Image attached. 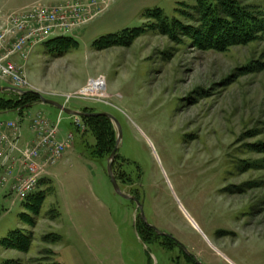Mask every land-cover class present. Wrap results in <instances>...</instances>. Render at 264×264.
<instances>
[{"label": "rangeland", "instance_id": "obj_1", "mask_svg": "<svg viewBox=\"0 0 264 264\" xmlns=\"http://www.w3.org/2000/svg\"><path fill=\"white\" fill-rule=\"evenodd\" d=\"M231 1L258 27L246 42L214 51L195 42L201 25L194 0H0V57L47 27L32 18L39 12L57 15V32L88 21L31 41L10 59L28 83L23 91L111 115L121 129L118 186L138 193L146 221L198 263L264 264V1ZM157 10L181 26L161 31ZM140 27L144 34L127 47L93 45ZM101 80L102 94L88 90ZM13 85L0 77V88ZM17 119L19 150L27 152L2 177L14 170L18 183L28 165L46 171L24 199L0 181V264H188L172 240H140L133 206L114 193L105 153L93 148L81 117L42 103L22 117L0 113V154ZM16 230L32 235L27 252L1 244Z\"/></svg>", "mask_w": 264, "mask_h": 264}, {"label": "trees", "instance_id": "obj_2", "mask_svg": "<svg viewBox=\"0 0 264 264\" xmlns=\"http://www.w3.org/2000/svg\"><path fill=\"white\" fill-rule=\"evenodd\" d=\"M194 2V12L198 15V20L201 25L200 28L197 29L194 39L198 46L206 50L222 51L234 42H246L253 31V26L256 25V20L252 19L251 21L253 15L250 12L243 10L244 8L238 7L237 4L231 0H194ZM160 13L161 11L157 10L156 16L158 17V21L164 25L162 26L161 31L172 34L176 31V28L181 26L176 21H168V19L164 16L162 17ZM142 34H144V30H142L141 27L126 29L119 34L104 36L95 41L93 45L97 49H105L113 46L127 47ZM64 40L68 39H55L51 42H59L62 44L66 43ZM40 99L41 96L35 92H26L23 95H17L11 92H1L0 113L15 112L19 117H22L27 109L40 103ZM83 113H88V111L85 110ZM91 113L93 112H89L88 114ZM82 120L88 126L92 137H94L95 145L93 148L97 150L98 154L105 153L103 160L106 162L114 150L117 136L111 121L104 116H85L82 117ZM117 158L118 154L116 156V159ZM113 173L116 180H119L115 174L114 166ZM40 195L42 197H40ZM43 197L44 195L40 193L36 195L34 201L37 202L38 207L43 201ZM37 212L38 210H34V214ZM21 221L27 222L31 227L33 226L32 219L25 215L21 216ZM137 226L135 227V230L138 231L139 229ZM31 237L32 235L29 233H25L22 230H16L10 234L8 239L3 240L1 244L6 248H11L20 252H27L29 250ZM138 237L144 244H152V239H147L146 236H140V234ZM47 238H45V240ZM57 238L58 237H56V240ZM185 259L188 264H196L188 257H185Z\"/></svg>", "mask_w": 264, "mask_h": 264}, {"label": "built area", "instance_id": "obj_3", "mask_svg": "<svg viewBox=\"0 0 264 264\" xmlns=\"http://www.w3.org/2000/svg\"><path fill=\"white\" fill-rule=\"evenodd\" d=\"M107 0H100V2L104 3ZM84 10V9H81ZM80 10V11H81ZM34 20H37L39 23H41L43 20H47L48 25L45 28H39L37 29L33 34L28 36L26 38V41L28 42L27 44H24L21 49H18L14 52H11L10 54H6L2 57H0V77L1 78H8L10 79L14 85L13 88L18 89V90H25L27 89L28 83L22 78L21 75H19L16 71H14V68L10 64V59L12 57L18 56L20 53H22L26 47H29V43L31 41H38V39H44V38H50V37H60L63 36L67 33H71L75 30L80 29L83 27L85 22L88 21H83V23L80 24H75V26H71L66 29H62V31L57 32L54 31L53 24L56 23L57 21V15L55 14H48L45 13V11L39 12L36 15H33L32 17ZM61 25L59 26V28ZM102 81V80H101ZM97 81L95 83H92L91 87L88 89L89 91H96V93H100L103 90H105V83L104 81ZM87 91V90H86ZM73 96H68L66 97L67 99L72 98ZM95 99L96 101L100 100L99 97L97 98H91ZM11 126L13 128V134L11 136V139L8 143V146L5 148V150L0 154V181H5V184H11L12 188H18V193L20 194V198L24 199L26 198L31 192H33L35 186L40 180V176L45 174L46 168L41 167V168H36L33 165H28L26 167L24 176L21 180H19L18 183H16V179H12L15 171L11 170L10 175L7 179L2 177V172L3 170L7 169L10 161L12 158L16 155L21 156L22 158L24 157V153L27 152V150H24L21 152L19 150V141L21 139V129H20V122L19 119L16 121H11ZM55 130V129H54ZM13 169V168H12ZM14 182H13V181Z\"/></svg>", "mask_w": 264, "mask_h": 264}, {"label": "water", "instance_id": "obj_4", "mask_svg": "<svg viewBox=\"0 0 264 264\" xmlns=\"http://www.w3.org/2000/svg\"><path fill=\"white\" fill-rule=\"evenodd\" d=\"M0 92H11L13 94H17V95H23L26 93V91H21V90H18V89H15V88H12V87H4V88H0ZM40 103L42 104H45V105H48V106H51V107H54L56 108L57 110H59L60 112L68 115V116H71V117H85V116H89V117H96V116H104L106 118H108L112 123L113 125L115 126L116 128V131H117V137H116V141H115V146H114V150L112 151L111 155L109 156L108 160H107V164H106V173H107V176L111 182V185H112V188H113V191L114 193L123 198V199H128V200H133L136 204H138V202L132 198V197H129V196H126L120 189V187L118 186L117 184V181L115 179V176H114V173H113V163L116 159V156H117V150H118V145H119V142L121 140V129H120V126L119 124L117 123V121L109 114L107 113H91V114H88V113H83V112H80V111H74V110H70L66 107H64L63 105L59 104V103H56L54 101H51V100H48L44 97L41 96V99H40ZM139 209H140V212H141V217H142V220L145 224H147L148 226H150L145 217H144V214H143V210H142V206L139 205ZM151 228H153L158 234L160 235H165L163 233H160L156 228H154L153 226H150ZM184 252L189 255V253L186 251V249H184ZM200 264V263H198Z\"/></svg>", "mask_w": 264, "mask_h": 264}, {"label": "flooded vegetation", "instance_id": "obj_5", "mask_svg": "<svg viewBox=\"0 0 264 264\" xmlns=\"http://www.w3.org/2000/svg\"><path fill=\"white\" fill-rule=\"evenodd\" d=\"M121 188L122 190L124 191V194L126 196H129V197H132L134 198L138 204H136L133 200H128V199H124L128 202H130L133 206V210L135 211V223H134V229L135 227L137 226L138 227V231L135 230L136 234L140 236L141 235H144L146 237H150L152 239H162V241H168V240H172V244H173V248L176 249L182 256H185V257H188L192 262H195L196 264H198L196 258L189 253V255H187L185 252H184V247L178 243L177 241H175L174 239H172L171 237H169L168 235H160L158 234L153 228H151L150 226H148L147 224H145L142 220V217H141V212H140V209H139V205L142 206V210H143V203H142V200H141V197H138V193H133L132 191H129L127 190V185L126 183H121ZM144 214V213H143Z\"/></svg>", "mask_w": 264, "mask_h": 264}]
</instances>
